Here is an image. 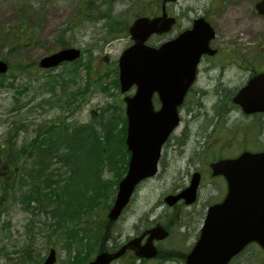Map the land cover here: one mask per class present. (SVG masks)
<instances>
[{
  "label": "rangeland",
  "instance_id": "1",
  "mask_svg": "<svg viewBox=\"0 0 264 264\" xmlns=\"http://www.w3.org/2000/svg\"><path fill=\"white\" fill-rule=\"evenodd\" d=\"M162 1L0 0V59L11 66L0 77V264L40 263L45 248L56 243V264H85L102 249H115L133 237L147 217L169 211L165 203L147 213L187 184L195 169L207 172L220 157L264 149V114H245L232 101L249 71L220 73L209 67L212 61L239 55L253 56V74L264 68V17L257 14L253 0V43L241 32H222L221 22L210 17L217 23L211 46L220 54L210 58L211 64L209 59L200 64V76L182 109L183 122L164 147L158 175L140 185L111 233L105 234L107 214L129 161L124 96L134 88L121 92L118 59L133 43L130 24L138 16L160 12ZM242 1L217 0V18ZM245 1L250 6L251 0ZM191 2L169 6L180 12ZM204 3L197 1V9L203 11ZM181 17L171 33L154 35L148 42L158 45L186 28L187 9ZM112 28L115 36L107 39ZM69 46L81 48V58L52 69L39 67L43 56ZM77 134L89 145L73 151ZM121 138L123 144L118 143ZM91 156L97 173L89 168ZM75 161L87 164V170V165L76 170ZM208 177L198 208L206 209L221 196V180ZM30 194L34 200L26 202ZM184 238L175 231L163 247H190ZM117 264L186 263L178 257L142 262L127 256ZM230 264H264V251L253 243Z\"/></svg>",
  "mask_w": 264,
  "mask_h": 264
},
{
  "label": "water",
  "instance_id": "2",
  "mask_svg": "<svg viewBox=\"0 0 264 264\" xmlns=\"http://www.w3.org/2000/svg\"><path fill=\"white\" fill-rule=\"evenodd\" d=\"M257 8L264 14V0L257 4ZM174 21L166 15L137 18L130 27L135 43L124 50L119 60L122 91L134 83L139 88L134 97L127 99V144L132 155L128 173L120 181L116 200L108 214L111 221L120 217L139 181L156 173L162 145L179 123L178 106L195 79L201 55L215 53L209 47V41L215 35L209 23L197 28L193 34L185 31L160 47L146 44L152 34L169 31ZM80 55L79 48H64L44 56L40 66L54 67L64 61L76 60ZM7 70L8 62L0 59V73ZM155 91L163 103L158 111L151 101ZM234 101L240 103L246 112L264 111V73L254 76ZM213 168L215 174L224 173L228 177L229 192L223 202L209 208L201 236L188 255L187 264H228L253 241L264 248V151H245L237 158L215 162ZM197 185L196 179L193 188L168 200L174 203L181 196L188 197ZM151 233L144 246L135 239L118 251L99 253L88 264H110L127 248L135 249L139 256L153 257L157 250L152 239L164 238L168 232L159 226ZM53 261L48 260L45 264Z\"/></svg>",
  "mask_w": 264,
  "mask_h": 264
},
{
  "label": "flooded vegetation",
  "instance_id": "3",
  "mask_svg": "<svg viewBox=\"0 0 264 264\" xmlns=\"http://www.w3.org/2000/svg\"><path fill=\"white\" fill-rule=\"evenodd\" d=\"M178 1L179 0H176L175 2H178ZM190 1H192V2L189 3L185 8V9H187V18H188V24H187L186 29L192 28L194 26L195 21L200 17L205 18L215 28V25H217V23L215 22V25L213 24V22L210 18L212 16H215L214 21H220L221 22V27H222V26H224L223 20L225 17L231 15L237 9H239L240 7H244V6L248 8V11L250 14V19L253 21V0H251L250 6L246 3L245 0H244V3H243V1L240 3L238 2L239 5H237V6H235V5L238 3L234 2V6H230L228 9H226V12H224L221 19L217 18V15H219V12L217 13V10L215 7L216 6L215 2L217 0H190ZM197 1H204L205 2L204 4L208 10L206 11V8H205L203 11H200L199 10L200 7H198V9H197V7H196ZM258 1L259 0H257L256 3ZM169 3H171L170 0H163L162 4H161V11H162L163 5L165 4L168 14L170 16L176 17L175 26H178V24H180V22H181V18H182L181 14L183 13V11L185 9L181 8L180 12L174 11V10L172 11L170 9ZM204 4L202 5V7H204ZM209 11L213 14L209 15ZM160 14H162V13L158 12L156 15H160ZM257 14L259 16L264 17V15H261L259 13H257ZM254 16L256 17L257 15H254ZM250 28L252 30V35L250 37V39H251L250 41H251V43H253V24L250 26ZM215 30H216V28H215ZM251 53L253 55V49H252ZM219 54H220V52L218 50L215 55H210V56L208 54L204 55L203 59L201 61V64H202V62H204V60H207V59H209L207 62H209V64H211L210 58L213 59L214 57L218 56ZM212 64L213 65H210L209 67H211L212 69H218L220 71V73H221V70H222V72H224V70H226V69H227V71H233V74H235V73L241 74L242 73L241 70H248L249 71V77H248L247 81L253 77V56L244 57V56L235 55V57L232 60L227 58L226 60H224L222 62L221 61H212ZM256 70L257 71H261V70L264 71V68H261V70H258V69H256ZM200 73H201V70L199 67V76H200ZM157 101H158V99L155 98L154 103H155L156 107H157V104H156ZM161 161H162V156L160 159V166H161ZM195 170L196 171L194 172V174H191V177H190L187 184L183 185L181 189H175L173 192L168 193L163 199H160L155 204V206L153 208H151L150 211L147 213L149 215L150 213L156 211V209L159 206L164 205L165 203L168 205V208L170 210L166 211L164 209V211L161 212L160 214H158L157 215L158 217H156L154 219L147 217V221H146L147 224L144 225L143 227L135 230V232H134L135 234L131 238L138 237L139 243H141V245H146L149 242V239L152 236V233L150 232V230L153 229L154 227H156L158 225H162L168 231L167 237H165V238L154 237L152 239V242L157 249V255L155 257L150 258V259L142 257L139 259L140 261L144 262L146 260H154V258H158V257H162L164 259L169 258V257H178L180 259H183L186 263V260H187L189 253L193 250V248L195 247V245H196V243L200 237L201 228H202V225H203V222L205 220L207 210L209 207V205H208L206 207V209H204V205H203V207L201 206V208H198V206H196L198 204V202L200 201V198H201V188L203 187L202 185H203L204 179L206 180V177H208V174H210V176H211L210 178H216L218 180H221L220 187H219L221 190V196L219 197L217 202L221 201L225 197V194L228 190V185H227L226 179L223 175L215 176L212 174L210 169H208L207 172H205L203 169H195ZM198 172H200L201 176H200L199 187H198L197 191L194 193L195 199L193 200V195H189L188 197L179 198L175 201L174 204H171L170 201L166 199V197L169 195L175 196V195L181 193L184 189H186L189 185L192 184L194 175ZM175 231H177L179 233H183V235L185 237L184 238V245H186L187 242H189L190 247L184 246L183 249L182 248H176V249L173 248L172 250L170 249V247H163V246H166L163 244L165 242V240L167 238H169L170 236H173ZM8 237H10V236H7V238ZM131 238H129V239H131ZM185 242H186V244H185ZM123 244H121L120 246H122ZM57 246H58V243L49 244L45 248L46 251L43 254V257L41 258L40 263L38 262L37 264H45L48 260L49 261L54 260L53 263H50V264H56L58 261V257H59ZM119 247H117V248H119ZM117 248H115V249L105 248L103 250L113 251V250H116ZM2 252H4V251H3L2 246H1L0 254ZM127 256L136 257V259L138 258L136 256V251L134 249H127L126 253L122 257L118 258L115 262H113V264H117L119 261L122 260V258L127 257Z\"/></svg>",
  "mask_w": 264,
  "mask_h": 264
},
{
  "label": "bare ground",
  "instance_id": "4",
  "mask_svg": "<svg viewBox=\"0 0 264 264\" xmlns=\"http://www.w3.org/2000/svg\"><path fill=\"white\" fill-rule=\"evenodd\" d=\"M253 21L250 19V14L247 7H240L231 15L227 16L223 20L224 27L222 32H229L232 34L234 32H241L242 36L250 39L252 35V30L250 26Z\"/></svg>",
  "mask_w": 264,
  "mask_h": 264
},
{
  "label": "trees",
  "instance_id": "5",
  "mask_svg": "<svg viewBox=\"0 0 264 264\" xmlns=\"http://www.w3.org/2000/svg\"><path fill=\"white\" fill-rule=\"evenodd\" d=\"M111 32V37H108L107 39H111V38H113L114 36H115V28H112L111 30H110ZM11 67V66H10ZM29 67V66H28ZM5 75H3V74H0V77H4ZM95 136H96V139H97V142H98V145H99V139H100V136H98L97 135V133L95 134ZM67 137H69L67 134H66V136H65V138H66V141H67ZM76 141H77V143L78 144H76V143H74L73 144V151H76V150H78L79 149V145H81L82 147H87V146H85L86 144L87 145H89V140L87 139V138H79L78 137V134H77V138H76ZM121 141H122V138L121 139H119V141H118V143L120 144L121 143ZM124 141V140H123ZM123 141H122V144H123ZM109 147H111V146H109ZM99 149H101L102 150V148L101 147H99ZM93 160H95V157L94 156H91L90 158H89V168H92V169H94L93 171L95 172V173H97V170L95 169V167H93V163H92V161ZM71 165H70V167L71 168H73V170H75V165H76V170H80V169H82L85 165H87V164H85V165H83V166H81V163H78L77 161H75V165H73L72 164V162L70 163ZM87 168H88V165L85 167V168H83V171L84 170H87ZM86 174H88V173H86ZM96 180H97V178H96ZM85 182H87V180H84ZM32 198H34V196L32 195V194H30V195H28L26 198H25V201L27 202V201H31V199ZM74 231H76L77 229H73Z\"/></svg>",
  "mask_w": 264,
  "mask_h": 264
}]
</instances>
